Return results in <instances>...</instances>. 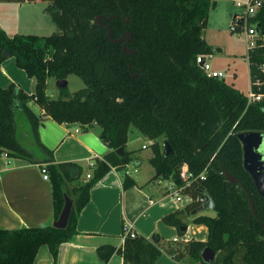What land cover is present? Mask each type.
Wrapping results in <instances>:
<instances>
[{"label": "trees", "instance_id": "1", "mask_svg": "<svg viewBox=\"0 0 264 264\" xmlns=\"http://www.w3.org/2000/svg\"><path fill=\"white\" fill-rule=\"evenodd\" d=\"M40 1L46 3L56 31L8 35L0 28V53L7 50L34 81L30 94L13 82L0 87V151L8 158L45 164L52 188V222L64 195L72 200V208L63 229L52 223L0 228V264H33L43 244L56 261L59 245L76 233V219L90 188L112 167L121 170L128 163L138 164V150L125 149L130 125L152 140L148 162L154 174L150 180H169L179 186L185 181L182 166L191 173L183 192L192 199L182 209L164 214L162 223L183 234L179 230L186 225L182 218L200 205L195 198L203 191L212 197L215 215H191L193 222L205 225V240L163 239L158 234L146 238L123 231L122 246L101 245L96 249L98 258L107 262L117 253L123 264H154L166 254L180 264H187L185 260L264 264V196L243 167L237 136L244 131L264 133V86L256 85L264 80V4L249 16L259 37L246 53L250 90L263 96L248 101L224 78L207 76L195 61L198 54L212 53L203 38L212 0ZM242 30L237 23L230 33ZM69 74L79 76L83 87L74 92L59 88L57 97L48 96L47 78L62 80ZM15 101L27 121L29 140L17 136ZM46 117L60 124L99 128L108 151L101 159H93L89 178L79 181L83 173L79 163H53L51 150L39 138V126ZM159 138L171 146L170 156H164ZM119 147L124 148V155L115 152ZM134 184L124 173L123 188ZM204 247L215 253L210 263L200 257Z\"/></svg>", "mask_w": 264, "mask_h": 264}, {"label": "crops", "instance_id": "2", "mask_svg": "<svg viewBox=\"0 0 264 264\" xmlns=\"http://www.w3.org/2000/svg\"><path fill=\"white\" fill-rule=\"evenodd\" d=\"M217 2L218 0L214 2V6L210 5L206 27L212 24V15L215 14L212 12L217 8ZM48 18L46 3L40 0L0 2V28L8 35L45 34L49 28ZM10 28L12 32L7 30ZM211 49L213 54L214 48ZM215 49L221 51L220 46ZM48 80L49 77L47 86ZM12 82L26 93L34 91L33 79L17 67L13 56H4L0 59V87ZM57 92L58 96V87ZM48 96L54 97L52 92ZM33 107L37 113L41 112L35 105ZM14 117L18 138L29 140L28 124L17 101L14 102ZM39 138L51 150L53 163L72 161L82 165L80 182L87 179V174L92 173L88 162L95 158L101 159L108 151L99 138V128L95 124L80 127L75 123L60 124L46 117L39 126ZM150 141L151 144L152 140ZM143 145L145 144L131 149L138 150L135 153V161L138 164L131 162L135 175L127 169L128 164L121 170L112 167L90 188L89 199L76 219V233L70 241L59 245L56 261H53L47 246L43 244L39 247L33 264H123L121 256L117 253H113L107 262H103L96 254L97 247L107 244L115 248L121 247L122 233L126 228H131L146 238L161 233L162 216L170 211L182 209L190 199L182 196L181 200L184 197L186 200L180 205L167 195L165 190L168 184L165 181L168 180H150L154 174L152 167V172H140L143 160L140 149L148 147ZM125 149L128 150L126 145ZM150 155L146 156L147 160ZM39 166L26 159L8 158L0 151V228L15 229L52 223V188L49 179L42 177ZM124 173L131 176L134 185L123 188ZM162 182L164 184L161 187ZM182 220L185 222L183 218ZM174 238L175 235L172 236V239ZM154 264L180 263L162 254Z\"/></svg>", "mask_w": 264, "mask_h": 264}, {"label": "rangeland", "instance_id": "3", "mask_svg": "<svg viewBox=\"0 0 264 264\" xmlns=\"http://www.w3.org/2000/svg\"><path fill=\"white\" fill-rule=\"evenodd\" d=\"M217 1V0H216ZM212 0V3L215 2ZM235 1H245V0H218V6L216 10L212 13V24H209L203 32V38L207 42V44L214 48L213 55L211 59V66L213 69H227L226 75L224 77L226 82L232 83L235 88L240 90L245 95L248 94L250 90L249 85V75H248V65L246 61V53H247V41H246V33L244 30L230 33V21L231 17L234 14H240L242 12V8L237 7L235 5ZM223 5V8H222ZM212 6V5H211ZM49 17V16H48ZM49 28L46 30L45 34L42 35H49L56 31L55 24L51 21L50 17L48 18ZM9 32H12L11 28L7 29ZM216 46L221 47V51L215 49ZM235 74L231 76L230 74ZM67 81V89L69 92H74L79 88L83 87L82 79L77 76L76 74H69ZM47 93L51 94L52 96H57V86L55 84V79L53 77H49L48 86H47ZM33 109H36L33 107ZM140 135V136H139ZM150 140L146 139L145 137L141 136L138 130L130 125L127 134V141H126V148L131 150L132 148L141 147L142 144L148 145L146 149H140L142 156V162L140 167V172L144 173L147 171L152 172V168L146 159L147 155L151 154V148L149 146ZM162 146V141L159 138L158 141ZM134 165L128 163L127 169L135 175L136 173L133 172ZM138 172V173H140ZM168 185L170 181H165ZM164 182L160 183L162 187ZM186 198L184 197L182 200L178 201L179 204H184ZM197 214H207L214 216L215 212L212 209H206L199 211ZM183 219L186 223V231L183 234H179L177 229L173 226L165 225L161 223L162 231L159 234L162 236L163 239H172V236L175 235L179 240H205L206 239V227L203 224L195 223L192 220L191 215L185 214ZM187 264H192L189 260H185Z\"/></svg>", "mask_w": 264, "mask_h": 264}, {"label": "water", "instance_id": "4", "mask_svg": "<svg viewBox=\"0 0 264 264\" xmlns=\"http://www.w3.org/2000/svg\"><path fill=\"white\" fill-rule=\"evenodd\" d=\"M211 5L214 6V2ZM123 36L119 40H121ZM0 54L2 57L10 55V53L5 49L2 50ZM55 84L58 88H63L66 87L67 81L66 79H58L55 80ZM237 136L242 148L243 167L250 174L258 193L264 196V157L261 153V150H264V133L256 131H244L238 133ZM162 150L165 157H168L172 154V148L166 140L162 141ZM115 152L119 155H124V148L119 147L115 150ZM225 175L228 180L232 182L234 181L232 176L227 173ZM203 193L206 196V201L199 205L196 209L192 210L191 214H195L206 209L213 210L214 204L212 197L207 191H203ZM250 204L252 206V201H250ZM71 208L72 200L67 195H64L63 206L57 219L52 222V225L55 228L63 229L66 227ZM179 230L184 233L186 230V225L180 226ZM151 238H153V235ZM214 255V251H212L209 247H204L200 252V257L205 263H210L214 258Z\"/></svg>", "mask_w": 264, "mask_h": 264}, {"label": "built area", "instance_id": "5", "mask_svg": "<svg viewBox=\"0 0 264 264\" xmlns=\"http://www.w3.org/2000/svg\"><path fill=\"white\" fill-rule=\"evenodd\" d=\"M264 4V0H246V1H235V5L237 7L242 8V12L240 14H236L234 17V21H230V30L235 29V26L237 23H241V25L244 28V31L246 33V41L247 45L253 46L256 39L259 37L258 31L255 28L254 24L249 23V16L252 15L259 6ZM213 57L212 53H205V54H198L195 57L196 63L200 66V68L204 71V73L211 77H218V78H224L226 75V69H213L211 66V59ZM264 71V68H263ZM257 86L263 85L264 86V80L261 82H256ZM263 96V93H255L252 90H249L247 94L248 101H257ZM145 147V145H143ZM88 166L91 168L93 167V161L88 162ZM40 172L42 174V177L44 179H48L47 170L45 168V164H42L39 166ZM181 177L185 180L183 184L176 185L174 182L170 181V184L166 187V194L174 198L176 201H180L182 196L188 197L190 200L192 199L190 195L184 193V189L189 185V182L187 180L188 177L191 176V173H188L186 171V168L182 166L181 168ZM203 174H200L199 177L202 178ZM91 175L87 174L86 177L89 178ZM204 194V193H203ZM196 201L201 205L206 201L205 194L202 196H197L195 198ZM126 232L129 233L130 236H135V232L131 228H126ZM176 239V238H174Z\"/></svg>", "mask_w": 264, "mask_h": 264}, {"label": "flooded vegetation", "instance_id": "6", "mask_svg": "<svg viewBox=\"0 0 264 264\" xmlns=\"http://www.w3.org/2000/svg\"><path fill=\"white\" fill-rule=\"evenodd\" d=\"M261 153H262V155H263V157H264V150H261Z\"/></svg>", "mask_w": 264, "mask_h": 264}]
</instances>
